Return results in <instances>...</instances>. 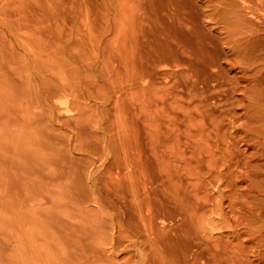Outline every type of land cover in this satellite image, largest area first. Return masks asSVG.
I'll list each match as a JSON object with an SVG mask.
<instances>
[{
  "label": "bare ground",
  "instance_id": "6f19581e",
  "mask_svg": "<svg viewBox=\"0 0 264 264\" xmlns=\"http://www.w3.org/2000/svg\"><path fill=\"white\" fill-rule=\"evenodd\" d=\"M1 212L0 264H264V0H0Z\"/></svg>",
  "mask_w": 264,
  "mask_h": 264
},
{
  "label": "rangeland",
  "instance_id": "374dc122",
  "mask_svg": "<svg viewBox=\"0 0 264 264\" xmlns=\"http://www.w3.org/2000/svg\"><path fill=\"white\" fill-rule=\"evenodd\" d=\"M62 110H64V109H62ZM145 142H146V141H145ZM5 214H7V213H5ZM0 215L4 216L2 212H1ZM7 215H8V214H7ZM2 216H1V217H2ZM1 217H0V218H1ZM5 231H6V230H5ZM4 233H7V232H4ZM7 234H8V233H7ZM7 234H5V236L2 235L3 237L0 236L1 238H3V242H2V241H0V242L2 243V245H5V244H6V245L8 246V247H6V249L9 248L8 250H10V251L6 250L5 253H7V252L13 253V250H12V247H13V246H10V245H9V244L12 245V243H10V241L7 240V239H8V235H7ZM0 235H1V234H0ZM4 238H5L6 242L4 241ZM8 241H9V243H8ZM6 245H5V246H6Z\"/></svg>",
  "mask_w": 264,
  "mask_h": 264
}]
</instances>
